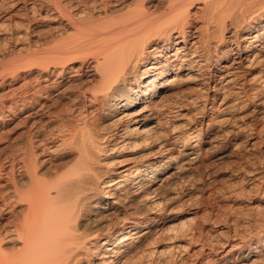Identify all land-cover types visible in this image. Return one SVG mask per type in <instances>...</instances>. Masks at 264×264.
<instances>
[{
  "label": "bare ground",
  "instance_id": "obj_1",
  "mask_svg": "<svg viewBox=\"0 0 264 264\" xmlns=\"http://www.w3.org/2000/svg\"><path fill=\"white\" fill-rule=\"evenodd\" d=\"M42 22L48 36L0 66L1 79L31 76L0 102V139L26 128L24 142L0 155V264H145L139 248L162 223L158 211L189 195L176 184L204 157L220 92L264 105V0H0V46L26 42ZM177 82H194L204 97L166 107ZM201 98L210 116L175 126ZM239 129L232 140L251 132ZM112 215L116 224L91 231ZM260 234L237 264L264 262ZM238 245L202 262H230Z\"/></svg>",
  "mask_w": 264,
  "mask_h": 264
},
{
  "label": "rangeland",
  "instance_id": "obj_2",
  "mask_svg": "<svg viewBox=\"0 0 264 264\" xmlns=\"http://www.w3.org/2000/svg\"><path fill=\"white\" fill-rule=\"evenodd\" d=\"M196 22L198 23L196 24V26H200L201 21L198 18H196ZM44 24H46V26ZM50 25V23L42 22L39 25L43 26L39 29L41 30L40 34L36 32V35L34 34L31 37L29 35V39L25 37L26 42H23L24 37L21 38L22 40L13 39V42L17 44H14V46H11L13 45L11 43L12 39L8 41L9 38H4L7 41L3 39V44L1 43L2 46H0L2 47V49L0 48V53L4 52L3 50L8 51L10 53L8 54V52H4L5 55H3V53L0 55V66L5 64L2 63L4 60L11 61V58L20 59L21 57L26 55L25 53H28V49L32 51L33 47L27 48L28 46L26 47L25 43H29V40L31 41V43L32 40H34L33 42L37 40V43H41L42 40L40 39H43L48 36L46 35L47 33L44 34L43 32L48 31L46 29H48L47 27ZM42 34L46 36L41 37ZM18 40L19 42H17ZM21 42L24 44L23 47H25V50L23 49ZM35 44L36 43L31 45L35 47ZM22 50H24L25 52H23ZM15 52L20 53L15 54ZM21 53L22 55H18ZM11 54H14V57ZM16 55H18L19 57L17 56V58ZM5 57L10 59H6ZM29 77L31 76L25 74V76L21 78H14L15 80L13 81L0 78V82L4 83H0V94L2 93L0 96V102L6 101L7 98L10 99L8 94L11 95L10 97H12V94L16 92V89L22 84H24L29 79ZM19 79L23 80L19 81ZM180 82H177L178 85L177 83H174V86L176 84L175 88L173 87L174 89L172 88L169 92L172 96L168 93L169 96L166 95L164 97V99H166L164 101L162 99L158 103L162 104L163 101V103H167L166 107L171 105L173 106L175 103H180V101L182 102L183 100L186 102L188 97L194 96V94H200L198 92L199 90H197L198 87L195 86L196 84L194 82ZM7 90L11 92H8ZM3 92H7L6 95ZM223 92H225V94H222L221 91L220 96L223 95L224 97L219 96V99L217 100L216 104L211 101H208V103H206V110L210 108L209 106H211V104H215L214 107H216L214 109L215 114L212 115L213 118L211 119L213 121L211 122V125L209 124L210 128L207 132L208 135L205 134L206 136L203 135L201 137L202 141L205 140L203 152L204 157H202V162L200 161L199 166H197V164L193 167L194 174L192 172V176L190 177L191 180L189 179L186 182H178V184H176L177 190L181 191L182 189L184 190L186 188L189 191V195L187 197H184L180 201L171 202L170 204L162 207V209L158 211V214L163 219L162 223L157 227L156 232L146 240L149 244L146 241H144L142 245L140 244L139 250L141 249V251L144 250L147 251V253H150V250H153V248L157 250V253H153L155 257L151 253L153 256L151 258L152 260L149 257L151 254L146 253V256H143V259H145L142 261L145 264H199L202 261L206 262L208 259H211L208 262L212 263V260L218 254L217 251L219 250L221 244L231 241H235V243L238 242V246L244 245V247L240 251H236L233 253L234 256L230 258V262H224L221 264H237V261H235L236 257L241 258L247 255V249L252 246L254 247L257 241L261 240V238L258 237L261 236L260 233L264 228V119H261L262 114H260V112L263 111L262 108L264 107V105L260 104L261 101L259 100V97L255 99L249 98L244 100H242V98L239 100L236 99L237 97L233 95L232 91ZM209 93L210 92H208V94ZM2 95L8 97H5V99ZM200 95L204 97L203 93H201ZM222 98H226L224 99L226 101L224 102L223 100L221 104ZM202 99L204 98H201L200 102L198 101L195 105H193L194 108L191 105V108L188 109V106L184 105V108L180 113L183 114L182 116H184L185 114V118L183 117L182 120L180 119V121H176L175 126H177L178 128L184 127V129H187L193 123L201 121V115H203V113H205L204 117H206L207 115L210 116L209 110L207 112H204L203 108V111H201L203 107L202 102L204 103V100L202 101ZM232 99L235 103L232 101ZM184 101L182 103H184ZM62 103L65 104L64 102L59 103V108L62 107ZM169 103L173 104L170 105ZM223 103L226 104L223 105ZM185 106L187 107L186 110L188 112L185 110ZM187 123L189 124V126ZM237 128H240L239 130L244 128L242 130L243 132L244 130L248 131L250 129L249 132L251 131V134L248 132L243 133V135L237 137L236 140H232V138H230L229 136L230 134L228 133L231 130ZM23 133H26V128L24 126H22V128L19 127V129L17 130L15 129L13 133L6 136V138L4 137L3 139H0V155L2 156L3 153L7 152V150H10L11 148H14L15 146L16 147L14 149H16L19 143H23L25 140V138L23 137L25 134ZM247 134L250 135H248L247 137L245 136ZM19 137L20 140H18ZM238 143L240 144L238 145ZM5 147L8 149H6ZM138 147L142 148H139L140 150L137 148L140 152H142L140 153L134 148L135 153H137L138 156L144 154V146ZM3 148L5 150H3ZM45 153L48 156H44L45 158H43V160H46L42 164L47 163L48 161L50 162H48L49 164H44L43 167H47L48 165L51 166V163H53L52 165L54 167V164L56 163L54 162V156L47 151ZM123 153H125V151L120 152V154ZM49 166V169L53 168ZM255 171L258 173H256ZM250 206H257L260 210L257 207V210H251L252 208ZM110 218L111 219L102 218L107 219L108 221L100 219L101 222L99 223H102L103 226L101 224H95V226L91 225V231L95 230L99 233L100 231L105 230V224L107 222L109 224H111L112 222V224H116L114 223L116 222V217L112 215ZM100 226L101 229L105 226V229L103 228L102 230H96ZM98 241H100V243L98 244L100 245L103 240L101 241L97 239L93 247L97 245ZM177 245H180L179 247H182L183 253L181 251V248L178 250L172 249V246ZM207 250H209V252ZM141 251H139L138 253H140ZM200 251H203V256ZM214 253L216 254L215 256H213ZM204 262H202L201 264H203ZM257 264H264V262H260Z\"/></svg>",
  "mask_w": 264,
  "mask_h": 264
}]
</instances>
